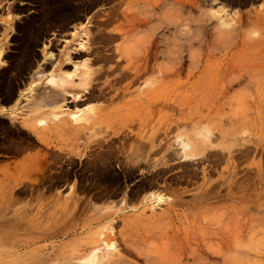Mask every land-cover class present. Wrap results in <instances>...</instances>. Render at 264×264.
Wrapping results in <instances>:
<instances>
[{"label": "rangeland", "instance_id": "rangeland-1", "mask_svg": "<svg viewBox=\"0 0 264 264\" xmlns=\"http://www.w3.org/2000/svg\"><path fill=\"white\" fill-rule=\"evenodd\" d=\"M0 51V264H264V0H0ZM17 98L23 119L69 132L38 134L39 164L10 123ZM139 135L132 177L95 176L96 142Z\"/></svg>", "mask_w": 264, "mask_h": 264}, {"label": "bare ground", "instance_id": "bare-ground-1", "mask_svg": "<svg viewBox=\"0 0 264 264\" xmlns=\"http://www.w3.org/2000/svg\"><path fill=\"white\" fill-rule=\"evenodd\" d=\"M3 50V49H2ZM1 55H2V53H1V51H0V57H1ZM52 58H53V55H52ZM87 64V63H86ZM86 67H87V65H86ZM85 67V68H86ZM89 69V68H88ZM90 72H92V71H90ZM89 73V72H88ZM95 74V73H94ZM85 75V74H84ZM87 75H90V74H87ZM71 77V73H69V74H67V76H63V74H62V76H61V78L62 79H64V80H66V79H69ZM90 77V76H89ZM92 80V79H91ZM58 81H60V80H58ZM61 83L63 82L62 80L60 81ZM69 82V81H68ZM88 82H89V80H88ZM58 83V82H57ZM65 83V82H64ZM71 83V82H70ZM73 83V82H72ZM90 83V82H89ZM88 83V84H89ZM63 84V83H62ZM72 85H74V84H72ZM86 85V84H85ZM84 85V86H85ZM60 86V85H59ZM69 86H70V84H69ZM74 86H76V85H74ZM79 86V85H78ZM87 86V85H86ZM97 86V85H96ZM67 87V86H66ZM73 86H71V88H72ZM96 88V87H95ZM73 89V88H72ZM75 89V88H74ZM90 90H92V89H90ZM85 91V90H84ZM65 92V91H64ZM67 92H69L68 90H67ZM71 93V92H70ZM54 94V93H53ZM72 94H74L73 93V91H72ZM84 94H86V95H88V97H84ZM84 94H82L80 97H78L79 95H75L74 94V96H73V103H78V102H81V101H83V100H87V98H89V99H93L94 98V96L95 95H93V93H91L88 89H87V92L85 91V93ZM101 95V94H100ZM103 95V94H102ZM41 96L42 95H40V98H41ZM108 96V95H107ZM71 97V96H70ZM83 97H84V99H83ZM39 98V101H41L42 102V100H44V96L40 99ZM45 98H47L48 99V101L50 100L52 103H54V104H57L58 103V97H57V95L55 94V95H53V96H48L47 95V97H45ZM97 98H99V97H97ZM104 98H106V97H103V99ZM109 98V97H108ZM16 99V98H15ZM14 99V100H15ZM46 99V100H47ZM13 100V101H14ZM38 101V98L36 97L35 98V101H34V103L36 104V102ZM94 101H95V99H94ZM99 101V100H98ZM106 101V100H105ZM15 102V101H14ZM46 103H47V101H45ZM50 102V103H51ZM49 103V104H50ZM88 103V102H87ZM90 103H91V101H90ZM47 105V104H46ZM85 105V104H84ZM13 105H11V107H12ZM73 106V105H72ZM75 106V105H74ZM75 110V109H74ZM98 109H92L91 111H90V113H86L85 115H84V118H86L87 119V121H90L89 122V124L88 125H91L94 121H95V125H99V124H101V123H103V121H101V119L103 120V118H102V116L101 117H99L100 115H98V111H97ZM117 110V109H116ZM72 115V118H73V120H72V118L70 119V120H72V121H74L76 118H77V116L79 117V115H75V114H71ZM79 119V118H78ZM81 119H82V117H81ZM80 119V120H81ZM82 121V120H81ZM80 121V122H81ZM105 121V120H104ZM111 121V120H110ZM61 122V121H60ZM86 122V121H85ZM72 123V125H73V127L74 128H81L80 127V125H78V124H74L75 123V121L74 122H71ZM114 123V122H113ZM56 124V123H55ZM85 124V123H84ZM126 124H127V122H126ZM133 124V123H132ZM56 125H58V124H56ZM62 127V129H65V126H66V124L64 125V123H61L60 124ZM59 125V126H60ZM124 125V124H123ZM129 126V125H128ZM133 126V125H132ZM136 126V125H135ZM141 126H143V128H147L148 127V124H141ZM206 126V125H205ZM84 127V126H83ZM86 127H89V126H86ZM123 127V126H122ZM134 127V126H133ZM74 128H71L72 130L74 129ZM118 128V127H117ZM127 128V127H126ZM131 128V127H130ZM136 128V127H135ZM95 130V129H94ZM97 130V129H96ZM117 130V129H116ZM80 131V130H79ZM78 131V132H79ZM132 131H133V129H132ZM66 132V131H65ZM68 132V131H67ZM67 132H66V134H67ZM77 132V134H79ZM97 132V131H96ZM69 133V132H68ZM75 133H76V130H75ZM86 134V133H85ZM96 134V133H95ZM205 134V133H204ZM76 135V134H75ZM74 135V136H75ZM73 136V137H74ZM75 138H76V136H75ZM136 138V137H135ZM144 138V136L143 135H139V137H138V139L137 140H135V141H137V142H133V141H131L130 143H127V147H126V144H125V146H123L122 144L120 145V148H117V149H115L114 151L115 152H112V151H110L111 149H113L112 148V143H110V141H106V140H103L101 143H97L96 142V144H97V146H98V148L97 149H100V151L98 150V152H97V154H95L94 155V158H93V163H92V168H93V172H94V174H95V176L97 177V178H100V179H106L107 181H111L113 184H118L119 183V181H120V179H126L127 177L129 178V176H131L132 177V175L134 174V172H135V170L136 169H138V164H140L141 165V163L138 161V160H136V158H135V160L136 161H134V160H132V158L135 156V155H133V154H135V153H139L140 155L139 156H141L142 157V155H141V153L140 152H142L143 154H145V155H143L144 157H143V159L147 156L146 155V153L145 152H143V149H145V147H146V145L148 144V143H146V141L144 142V141H142V139ZM190 138V137H189ZM194 138V137H193ZM131 139H133V138H131ZM149 141V140H148ZM156 141V140H155ZM209 141V140H208ZM190 142V141H189ZM191 142H192V139H191ZM193 143V142H192ZM198 144H200V143H198ZM230 144V143H229ZM229 144H228V146H229ZM198 146H200V145H198ZM124 147H126V151H124L125 150V148ZM150 147H152V145H151V143H150ZM190 147V146H189ZM192 147V146H191ZM195 147V146H194ZM193 147V148H194ZM203 147V146H202ZM201 147V149H203ZM231 147V146H230ZM115 148V147H114ZM124 148V149H123ZM198 148V147H197ZM196 148V149H197ZM102 149V150H101ZM190 150H191V148H189ZM195 149V148H194ZM193 149V150H194ZM190 150L188 151V153H185V157H187L188 155H189V153H190ZM193 150H191V152H193ZM97 151V150H96ZM129 151H131V156L129 155ZM195 152V151H194ZM194 152H193V154H194ZM233 152V151H232ZM173 153V152H172ZM175 153V152H174ZM214 153V152H213ZM57 154V153H56ZM171 154V153H170ZM193 154H191L192 156H193ZM215 154V153H214ZM137 155V154H136ZM218 155V154H217ZM130 156V157H129ZM139 156H138V158H139ZM171 156V155H170ZM180 156V155H179ZM132 157V158H131ZM136 157V156H135ZM169 158V157H168ZM134 159V158H133ZM219 160V159H218ZM112 162H115L116 163V168L119 170V173H115L114 171H113V166H111V163ZM139 162V163H138ZM138 163V164H137ZM164 163V162H163ZM39 164V163H38ZM37 164V165H38ZM41 165V164H40ZM172 167V166H171ZM157 171V170H156ZM164 171V170H163ZM161 173V172H160ZM163 173V172H162ZM115 174V175H114ZM155 174V173H154ZM27 178V177H26ZM28 179V178H27ZM129 180V179H128ZM23 181H26V179H22V180H18L17 182H23ZM120 182H122V180L120 181ZM144 189V188H143ZM143 189H139V190H135L134 189V192L132 193L131 192V190H130V193H132L131 195H129V201L130 200H135V199H137L138 198V196H139V193H140V191H142ZM128 194V193H127ZM141 194V193H140ZM140 197V196H139ZM156 199V198H155ZM151 201H152V199H151ZM109 215V214H108ZM56 224V223H55ZM59 234L58 233H55V232H53L52 234H50V235H45V236H43L45 239H47V238H49V239H54V240H56V239H58L59 238ZM38 237H41V236H37V238ZM123 240V239H122ZM37 240L36 239H34L33 240V242H36ZM41 241V240H40ZM109 260H112V259H109ZM234 260V259H233ZM114 263L116 262L115 260H112ZM112 262V263H113Z\"/></svg>", "mask_w": 264, "mask_h": 264}, {"label": "crops", "instance_id": "crops-1", "mask_svg": "<svg viewBox=\"0 0 264 264\" xmlns=\"http://www.w3.org/2000/svg\"><path fill=\"white\" fill-rule=\"evenodd\" d=\"M93 99L87 98L88 101H90V100L93 101ZM20 100L21 99L17 98V100H15V102H13L11 104L13 106L12 107L10 106L8 108L9 112L15 111V113L17 115V119H14L13 121H10V123L20 133H24L25 135H29V137L31 138V141H33V143L35 144V147H36V149L34 150L33 144L30 145L29 150H31V151L29 153L34 155L31 159H35L36 163L37 162L40 163V159H41L40 157L43 156V155H40V154H42V152H44V151H47L46 150L48 148L47 144H49L47 142L56 141L57 145H59L61 140L63 141V139L61 137L65 136V134H64L65 130L62 131L60 129V131H62L61 133L57 130V132H58L57 133V132H55L56 129L54 127H52V128H49L50 130L45 132V131L40 130V127H38L37 125L34 126L32 121H31L32 119H30V120L23 119L22 118L23 114H21V115L17 114L18 110L24 109V106H25V104L22 101H20ZM27 123H29V126H25L24 125V124H27ZM38 134L41 136V139L43 141H45L47 144H45V142L44 143L41 142V140L39 139L40 137H38ZM26 147L24 148L25 152L28 150V148H26ZM51 151H53V150H51ZM34 152H36V153H34ZM27 154H22L21 157L18 159V161L26 158L28 156ZM19 179L22 180L21 178H19ZM19 179H16V181H18ZM25 179H26V181L30 180L29 178L28 179L25 178Z\"/></svg>", "mask_w": 264, "mask_h": 264}, {"label": "flooded vegetation", "instance_id": "flooded-vegetation-1", "mask_svg": "<svg viewBox=\"0 0 264 264\" xmlns=\"http://www.w3.org/2000/svg\"><path fill=\"white\" fill-rule=\"evenodd\" d=\"M15 151L17 150L18 152H22L25 148V145H18L17 147H15ZM98 147L94 148L93 151L95 152V154H97L98 150L100 151V149H97ZM19 149V150H18ZM97 150V151H96ZM102 150V149H101ZM94 154V155H95ZM93 155V158H94ZM9 156L7 155H3L0 154V163H6L9 161H4L3 159L8 158ZM93 158H89L88 160H92L93 163ZM93 169V168H92ZM85 170V166L83 164L78 163L77 167L74 168L71 172H70V176L73 177V182L76 181V183L80 186H83L84 188H86L87 190L91 189V181L90 179H88L87 177L89 175L92 174V172H89L86 176L83 175L86 171ZM93 171V170H92ZM151 184H156L157 186H160V184H158V182H148L147 185L151 186ZM130 186H133V184H130ZM136 187L134 186V188L132 187V189H126V191H130V190H134ZM98 191H92V193H90V196H94Z\"/></svg>", "mask_w": 264, "mask_h": 264}]
</instances>
